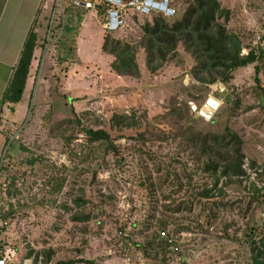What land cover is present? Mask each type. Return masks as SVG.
<instances>
[{
    "label": "rangeland",
    "instance_id": "1",
    "mask_svg": "<svg viewBox=\"0 0 264 264\" xmlns=\"http://www.w3.org/2000/svg\"><path fill=\"white\" fill-rule=\"evenodd\" d=\"M57 1L52 25L51 16L41 20L45 33L22 100L0 110V248L16 249L15 264H253V248L264 236V107L253 87L257 76L264 84V70L258 74L250 65L235 71L229 92L238 103H223L215 122L200 119L189 129L218 137L227 127L234 130L243 140L250 176L229 185L222 179V193L196 199L189 190L198 193L214 180L203 169L195 171L206 157L183 138L140 143L146 152L127 154L119 169L113 155L102 165L94 153L85 158L89 150L83 129L106 128L122 146L131 144L172 99L188 102L190 91L201 96L214 91L224 100L225 85L193 84L194 60L182 47L157 73L149 71L141 51L138 77L116 74L114 58L102 49L108 33L101 18L71 0ZM172 1L181 14L192 2ZM221 3L233 13L228 27L246 36L242 54H247L264 32V0ZM63 20L74 46L67 55L55 45ZM128 20L117 36L137 39L146 18ZM61 34L58 30L57 37ZM132 114L134 127L113 129L115 115ZM160 177L167 179L163 190L148 195L140 189V179L156 182ZM79 198L84 206L75 203ZM180 202L186 204L180 212L165 207ZM87 213L90 218L81 220ZM163 231L178 251L160 239ZM48 251L52 255L46 262Z\"/></svg>",
    "mask_w": 264,
    "mask_h": 264
},
{
    "label": "trees",
    "instance_id": "2",
    "mask_svg": "<svg viewBox=\"0 0 264 264\" xmlns=\"http://www.w3.org/2000/svg\"><path fill=\"white\" fill-rule=\"evenodd\" d=\"M71 1L75 2L76 0ZM103 11L104 9L100 8L101 14ZM176 11L177 15L174 18L167 19L159 14L144 16L128 10L126 12L128 18H146V20L141 26L142 32L137 39L120 38L117 36L118 33L105 35L102 49L114 58L111 64L112 70L122 76L138 77L140 75L138 57L143 51L146 55L147 67L154 74L163 69L169 61L176 58L179 55V48L182 47L194 60L190 69L192 83L201 87H208L210 85L216 86L218 82H221L226 87L224 105L238 103V98L230 95L229 82L235 71L250 65H254L258 74L264 70V46L262 42L250 46L249 52L242 54L246 36L228 27L233 13L230 8L222 6L221 0H192L183 14L177 9ZM64 20L55 34V45H59V49L64 48L67 55L73 51L72 47L74 46L66 34ZM58 30L62 31L59 37H57ZM260 37L261 40H264V32ZM37 38L36 32L31 30L23 46L19 63L1 100V107L6 103L17 104L22 100L37 47ZM76 39L77 37H75V41ZM253 90L259 99V104L264 107V84L258 76ZM188 96L193 99H202L206 94L199 95L197 98L196 93L190 91ZM217 118L218 115L213 122ZM200 119L190 110L187 100L180 102L174 98L163 113L156 115L154 120L148 121V130L140 132L137 137L133 138L135 142L131 144L127 143L122 146L117 142L118 138L114 137L106 128L95 130L84 128L89 150L85 158L88 159L90 154L94 153L95 158L101 160L99 165H102L101 163L105 161L106 157L113 155L117 161H120L119 169H121L125 165L127 154L146 152L145 149L139 148L140 143L165 141L170 137L183 138L188 147L192 144L193 147L197 148L200 155L206 157L202 165L197 167L195 171L203 169L214 180L211 186L206 184L198 193L189 190L191 195L196 199L216 197L223 192V189L218 188L222 179L225 181V185H229L234 181L241 182V179L250 178L244 168L245 155L242 150L244 143L242 138L229 127L222 137L190 131L192 125ZM136 122L133 114L131 116L115 115L112 119L113 129L114 127L132 128ZM211 136L214 138L211 139ZM149 155L151 154L149 153ZM160 169L158 168V171ZM260 175L264 176V172H261ZM188 180H192L190 175H188ZM166 182L167 179L160 177L156 182L140 179L138 183L140 189L148 190L147 194L152 195L157 190H163ZM252 186L256 195L260 196V190L256 188L255 184ZM217 190H220V193L216 194ZM164 197L167 198L168 196L164 194ZM75 203L84 206L85 201L79 198L75 200ZM183 204L185 203H169L165 204V207L169 211L180 212ZM187 207L190 208V206ZM79 217L81 220H88L90 214H82ZM250 243L256 242L250 240ZM51 255V251L45 252L46 262L51 258ZM253 264H264V236L261 238L260 245L255 244L253 248Z\"/></svg>",
    "mask_w": 264,
    "mask_h": 264
},
{
    "label": "built area",
    "instance_id": "3",
    "mask_svg": "<svg viewBox=\"0 0 264 264\" xmlns=\"http://www.w3.org/2000/svg\"><path fill=\"white\" fill-rule=\"evenodd\" d=\"M59 2L61 3L62 0H59ZM74 3L77 6H83L86 9L91 10L97 18L100 17L102 20V27L109 35L118 33L126 26L128 20L126 12L128 10L135 14L144 16L159 14L167 19H172L177 15L176 8L173 6L171 0H76ZM100 8L104 9L102 14L100 13ZM61 13H63V17H65L62 4ZM55 16L56 11L54 10L51 25ZM51 33L52 29L50 26L48 39H51ZM258 42H262V45L264 46V40H261V37H258L256 43ZM224 90V88L221 89V92ZM213 92L214 91L208 92V94H206V96L202 99L191 98L188 101L190 110L199 116L204 122L208 123L215 120L223 105V100H221ZM196 97L198 98L199 94H196ZM262 218L264 219V212L262 213ZM119 234L122 238L128 237V233L125 230H121ZM161 238L172 246L176 245L174 239L171 238L165 231L161 232L160 239ZM174 250L178 251L179 246L176 245ZM16 257L17 251L15 248L9 246L0 249V264H15Z\"/></svg>",
    "mask_w": 264,
    "mask_h": 264
},
{
    "label": "crops",
    "instance_id": "4",
    "mask_svg": "<svg viewBox=\"0 0 264 264\" xmlns=\"http://www.w3.org/2000/svg\"><path fill=\"white\" fill-rule=\"evenodd\" d=\"M56 4V0H0V110L1 100L19 63L29 33L33 30L38 36L34 60L39 50L38 43L45 33L41 20L49 16L52 18ZM82 33L78 34L76 42L80 41Z\"/></svg>",
    "mask_w": 264,
    "mask_h": 264
}]
</instances>
